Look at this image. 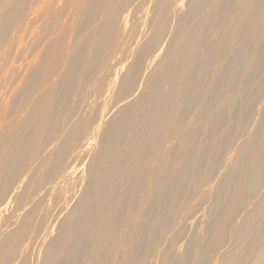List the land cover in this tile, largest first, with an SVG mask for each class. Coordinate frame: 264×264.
<instances>
[{
    "label": "bare ground",
    "instance_id": "obj_1",
    "mask_svg": "<svg viewBox=\"0 0 264 264\" xmlns=\"http://www.w3.org/2000/svg\"><path fill=\"white\" fill-rule=\"evenodd\" d=\"M0 264H264V0H0Z\"/></svg>",
    "mask_w": 264,
    "mask_h": 264
},
{
    "label": "rangeland",
    "instance_id": "obj_2",
    "mask_svg": "<svg viewBox=\"0 0 264 264\" xmlns=\"http://www.w3.org/2000/svg\"><path fill=\"white\" fill-rule=\"evenodd\" d=\"M90 158V157H89ZM204 221V220H203ZM201 224H202V227H203V222H201ZM201 225H199L198 227H197V230H196V232L199 234L200 232L202 233V230H203V228L202 227H200ZM189 227H192V225L191 226H189ZM200 227V228H199ZM199 229H200V231H199ZM202 229V230H201Z\"/></svg>",
    "mask_w": 264,
    "mask_h": 264
}]
</instances>
